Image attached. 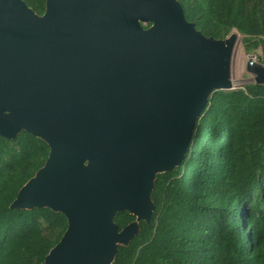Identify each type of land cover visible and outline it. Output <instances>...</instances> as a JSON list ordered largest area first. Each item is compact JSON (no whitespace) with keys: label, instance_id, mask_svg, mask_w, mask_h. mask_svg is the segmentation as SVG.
I'll list each match as a JSON object with an SVG mask.
<instances>
[{"label":"water","instance_id":"water-1","mask_svg":"<svg viewBox=\"0 0 264 264\" xmlns=\"http://www.w3.org/2000/svg\"><path fill=\"white\" fill-rule=\"evenodd\" d=\"M235 39L204 36L177 0H45L41 15L0 0V138L48 147L9 208L67 224L41 264H111L149 221L155 176L180 164L211 93L234 90Z\"/></svg>","mask_w":264,"mask_h":264},{"label":"trees","instance_id":"trees-1","mask_svg":"<svg viewBox=\"0 0 264 264\" xmlns=\"http://www.w3.org/2000/svg\"><path fill=\"white\" fill-rule=\"evenodd\" d=\"M23 1L43 13L45 0ZM177 1L204 36L236 29L264 55V0ZM47 155L24 131L0 138V264H41L66 229L47 208H9ZM150 199L151 218L116 247L111 264H264V85L212 92L184 158L155 176ZM134 221L125 211L113 217L119 231Z\"/></svg>","mask_w":264,"mask_h":264},{"label":"rangeland","instance_id":"rangeland-1","mask_svg":"<svg viewBox=\"0 0 264 264\" xmlns=\"http://www.w3.org/2000/svg\"><path fill=\"white\" fill-rule=\"evenodd\" d=\"M145 25L144 27H146ZM237 33L240 36L238 43H236V50L241 52V62L242 68L239 69L240 64H238L237 51H234V47L231 53L230 59V69L229 75L232 82L234 90L243 89L245 86L253 84L254 75L247 71V62L253 60L254 63L264 66V55L261 46L253 45V39H249L246 36L240 34L236 29H232L227 34ZM226 36V37H227ZM225 37V38H226ZM225 38L218 39L224 40ZM206 122V121H205ZM13 146V144H11ZM43 234H50L48 230H45V225L42 224Z\"/></svg>","mask_w":264,"mask_h":264},{"label":"bare ground","instance_id":"bare-ground-1","mask_svg":"<svg viewBox=\"0 0 264 264\" xmlns=\"http://www.w3.org/2000/svg\"><path fill=\"white\" fill-rule=\"evenodd\" d=\"M233 34L236 36V39H235V45H236V43H238V41L240 39V36L237 33H235V32H233ZM235 45H234V51L236 52L237 50H236V46ZM237 57H238V64H240V62H241V52L237 51ZM240 68H242L241 64L239 66V69Z\"/></svg>","mask_w":264,"mask_h":264}]
</instances>
